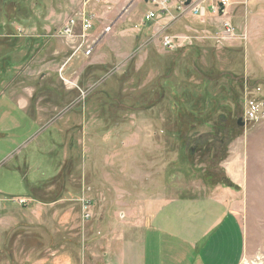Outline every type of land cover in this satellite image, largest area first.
Segmentation results:
<instances>
[{
	"label": "rangeland",
	"instance_id": "rangeland-1",
	"mask_svg": "<svg viewBox=\"0 0 264 264\" xmlns=\"http://www.w3.org/2000/svg\"><path fill=\"white\" fill-rule=\"evenodd\" d=\"M167 9L0 0V264H137L157 212L204 203L264 264V0Z\"/></svg>",
	"mask_w": 264,
	"mask_h": 264
},
{
	"label": "crops",
	"instance_id": "crops-1",
	"mask_svg": "<svg viewBox=\"0 0 264 264\" xmlns=\"http://www.w3.org/2000/svg\"><path fill=\"white\" fill-rule=\"evenodd\" d=\"M24 107V102L18 105L20 111H26ZM31 118L35 121L34 115ZM175 208L160 210L143 228L137 264H239L243 255L240 224L236 217L226 216L222 204Z\"/></svg>",
	"mask_w": 264,
	"mask_h": 264
},
{
	"label": "built area",
	"instance_id": "built-area-1",
	"mask_svg": "<svg viewBox=\"0 0 264 264\" xmlns=\"http://www.w3.org/2000/svg\"><path fill=\"white\" fill-rule=\"evenodd\" d=\"M189 1V4L186 5V2ZM150 2L157 7L158 9H160V12H164L166 10H168L167 8L169 7H173L175 8L178 12L185 14L187 11L191 16L199 18V19H203L205 18L206 14H207V9L209 7L208 10H210L212 13L218 15L219 10H220V6L223 7V9L225 8V6L228 4V0H220L218 3H215L214 5H206L205 2H201L200 0H150ZM154 18V13L150 12L147 13L144 16V20L143 22L148 23L151 22ZM70 26H73L72 24H74L73 21H70ZM91 26L89 25V21H84L83 22V28L84 30H88ZM222 27L224 28L223 30L226 33H232L234 31L233 26L228 23V22H223ZM65 33H70V29L66 28L65 29ZM225 34V33H224ZM84 41V39H83ZM163 44L162 46L165 49L168 50H172L174 49V47H176L177 43L179 42L178 39L175 38L172 39L169 36H166L165 38H163ZM179 44V43H178ZM86 55L90 54V50L85 52ZM23 201V200H22ZM21 201V202H22ZM24 202V201H23ZM86 218V217H85ZM89 217H87L86 219H88Z\"/></svg>",
	"mask_w": 264,
	"mask_h": 264
},
{
	"label": "bare ground",
	"instance_id": "bare-ground-1",
	"mask_svg": "<svg viewBox=\"0 0 264 264\" xmlns=\"http://www.w3.org/2000/svg\"><path fill=\"white\" fill-rule=\"evenodd\" d=\"M151 3V2H150ZM152 4V3H151ZM153 5V4H152ZM155 7V6H154ZM166 11H168V10H166ZM166 11H164V12H158L160 15H164V14H166ZM175 11H177L176 9H175ZM169 12V11H168ZM154 13V18H153V20H155V19H157V17H159L158 16V14L156 13V12H153ZM193 17V16H192ZM193 18H196V17H193ZM152 20V21H153ZM151 21V22H152ZM148 23H150V22H148ZM25 203V202H24Z\"/></svg>",
	"mask_w": 264,
	"mask_h": 264
},
{
	"label": "water",
	"instance_id": "water-1",
	"mask_svg": "<svg viewBox=\"0 0 264 264\" xmlns=\"http://www.w3.org/2000/svg\"><path fill=\"white\" fill-rule=\"evenodd\" d=\"M188 4H189V1H188V2H186V5H188ZM222 12H223V8L220 6L219 15H221V14H222ZM238 124H240V126H242V124H241V121H240V120L238 121Z\"/></svg>",
	"mask_w": 264,
	"mask_h": 264
}]
</instances>
